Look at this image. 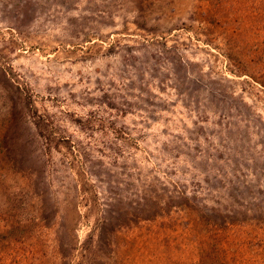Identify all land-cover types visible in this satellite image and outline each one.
<instances>
[{
  "label": "rangeland",
  "instance_id": "374dc122",
  "mask_svg": "<svg viewBox=\"0 0 264 264\" xmlns=\"http://www.w3.org/2000/svg\"><path fill=\"white\" fill-rule=\"evenodd\" d=\"M0 264H264V0H0Z\"/></svg>",
  "mask_w": 264,
  "mask_h": 264
}]
</instances>
